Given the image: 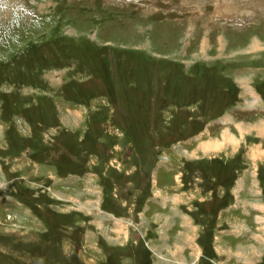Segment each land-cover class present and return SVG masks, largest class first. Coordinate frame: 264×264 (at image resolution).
Segmentation results:
<instances>
[{"label":"rangeland","instance_id":"1","mask_svg":"<svg viewBox=\"0 0 264 264\" xmlns=\"http://www.w3.org/2000/svg\"><path fill=\"white\" fill-rule=\"evenodd\" d=\"M262 134L264 0H0V264H264Z\"/></svg>","mask_w":264,"mask_h":264},{"label":"crops","instance_id":"2","mask_svg":"<svg viewBox=\"0 0 264 264\" xmlns=\"http://www.w3.org/2000/svg\"><path fill=\"white\" fill-rule=\"evenodd\" d=\"M169 60V59H168ZM170 68V67H169ZM171 69V68H170ZM172 71H175V69H172ZM161 76V75H160ZM160 78V77H159ZM156 84H158V83H156ZM189 85V84H188ZM142 88V87H141ZM163 88H164V86H163ZM164 91V90H163ZM132 92L134 93V98L135 97H137V100H141V101H143V98H142V96L139 98L138 96H139V94L137 93V91H136V87H133L132 86ZM163 93V95L164 94H166L165 93V91L164 92H162ZM142 95H143V93H142ZM252 97H253V95H252ZM163 98H165L164 96L163 97H159V99L158 100H164ZM259 99H260V97H258ZM258 98L256 97V96H254V98H253V100L254 101H257L258 100ZM130 102H134V100L132 99V98H129L128 99ZM242 102L243 103H240V105L242 106V107H247V106H249V105H247V103H246V105H245V98L244 97H242ZM122 101V100H121ZM122 103L124 104V105H127L126 103H125V101H122ZM226 105V104H225ZM224 105V106H225ZM240 105H239V107H240ZM165 107V109H161V112H160V110H155V106H153V109H152V113L154 114V116H155V118L156 117H158L159 118V121H160V119L162 118V117H164L163 118V121H164V119L166 120V121H168L170 118L167 116L168 114L169 115H171V113H172V111H173V108L174 107H177V105L175 104H173V103H171V102H166V104L164 105ZM127 107V106H126ZM128 107H129V105H128ZM195 108H196V106L194 105L192 108H190V112L191 113H193L194 111H195ZM226 109V108H225ZM242 111H249V110H247V109H243ZM256 111H259V112H263V111H261V110H256ZM227 113V114H226ZM226 113H224V112H221V113H219V114H217V115H215V116H213V117H211V118H204L203 119V123L201 124V128H199L197 125L196 126H192V124H191V126L193 127V131H194V133L193 134H195V136H199L198 138H195V136H193L192 138V140H191V144L189 145L190 146V149H188L189 151H190V153H193L194 155H196L195 153L196 152H199V151H204V148L205 149H207V146H208V144L210 143V142H213L211 139L212 138H218V139H222V138H224L225 136H224V133L225 132H227L226 134L228 135V133L229 134H232V131H230L228 128H226V127H222L221 126V128L219 129L220 130V132H218V133H214L213 134V131L212 130H210V127H211V125H213L214 124V122L216 121V122H223V123H225L224 125H227V123L229 124V118H233V119H236L237 117H243L244 115V117H245V119H252V120H247V121H242V122H254V121H256V120H259L258 119V117L257 116H252V115H249V114H247V113H245V114H243V115H241V116H235L234 114L233 115H231V114H229L228 113V111L226 112ZM254 114V113H253ZM231 115V116H230ZM248 115V117H246ZM255 115V114H254ZM130 117V116H129ZM225 117V118H224ZM131 118V117H130ZM132 120H134V118L132 119ZM131 120V121H132ZM242 122H240L239 123V127H240V125H241V123ZM136 124V123H135ZM239 127H237L238 128V130H239ZM224 132V133H223ZM204 133H206L207 135H203ZM209 133H211L212 135H210ZM222 134V135H221ZM219 135H221V136H219ZM263 136H264V134H262ZM203 136V138H201ZM218 136V137H217ZM221 137V138H220ZM141 138V137H140ZM196 140V141H195ZM194 141H195V143H194ZM140 142V141H139ZM184 142V141H183ZM208 143V144H207ZM5 144V143H4ZM181 145V144H180ZM179 145V146H180ZM185 145H187V143H185ZM179 146H175V148H178ZM186 147V146H185ZM223 146H221L220 148H222ZM193 149H195V150H193ZM208 151V150H207ZM206 150H205V154H207L209 157H211L212 158V156L211 155H213V153L214 152H207ZM212 153V154H211ZM261 154H264V152H262ZM214 156V155H213ZM206 161H209V160H206ZM154 162H157V160H155ZM153 162V163H154ZM55 167V166H54ZM183 169H184V166H183ZM178 170V169H177ZM180 172H182L180 169L178 170V173H180ZM227 176V175H226ZM217 179V183H215L214 184V187L216 188L215 189V191H216V193L218 194V191L220 190L221 192L223 191V193H225L226 192V187H227V182H224V181H222L221 179H218V178H216ZM233 184V183H232ZM232 184H230V186H228V187H231L232 186ZM220 193V192H219ZM227 194H230L231 195V192L228 190V192H226ZM232 196H233V192H232ZM226 201L227 202H231V196H230V198H229V200H228V198L226 199ZM236 201V200H235ZM226 202V203H227ZM225 203V204H226ZM224 204V205H225ZM224 205H220L219 207H218V209L216 210V212H219L221 209H223L224 207H226V206H224Z\"/></svg>","mask_w":264,"mask_h":264},{"label":"trees","instance_id":"3","mask_svg":"<svg viewBox=\"0 0 264 264\" xmlns=\"http://www.w3.org/2000/svg\"><path fill=\"white\" fill-rule=\"evenodd\" d=\"M134 141V140H133ZM134 143H135V141H134ZM116 182H118V181H116ZM119 183H121V182H119Z\"/></svg>","mask_w":264,"mask_h":264},{"label":"built area","instance_id":"4","mask_svg":"<svg viewBox=\"0 0 264 264\" xmlns=\"http://www.w3.org/2000/svg\"><path fill=\"white\" fill-rule=\"evenodd\" d=\"M242 21V20H241Z\"/></svg>","mask_w":264,"mask_h":264}]
</instances>
